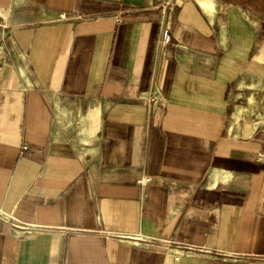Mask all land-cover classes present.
<instances>
[{"label": "crops", "instance_id": "crops-1", "mask_svg": "<svg viewBox=\"0 0 264 264\" xmlns=\"http://www.w3.org/2000/svg\"><path fill=\"white\" fill-rule=\"evenodd\" d=\"M0 25V264H264V0H0Z\"/></svg>", "mask_w": 264, "mask_h": 264}, {"label": "built area", "instance_id": "built-area-1", "mask_svg": "<svg viewBox=\"0 0 264 264\" xmlns=\"http://www.w3.org/2000/svg\"><path fill=\"white\" fill-rule=\"evenodd\" d=\"M0 27H2L0 25ZM2 33L0 32V37H2ZM171 31H170V28L168 26H164L163 29H162V32H161V36H160V43L161 45H165L167 43H169V41L171 40ZM1 75V74H0ZM166 247H171L172 246V242L170 240H166V243H165ZM184 248H182L183 250ZM189 248H186V250H188ZM177 253V257L181 254V252H176Z\"/></svg>", "mask_w": 264, "mask_h": 264}]
</instances>
